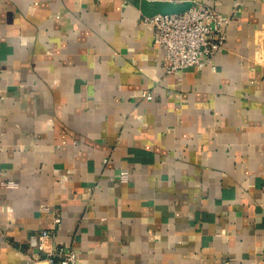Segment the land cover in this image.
<instances>
[{
  "label": "crops",
  "instance_id": "1",
  "mask_svg": "<svg viewBox=\"0 0 264 264\" xmlns=\"http://www.w3.org/2000/svg\"><path fill=\"white\" fill-rule=\"evenodd\" d=\"M156 2L230 20L213 66L166 72ZM42 230L77 264H264V0H0V264Z\"/></svg>",
  "mask_w": 264,
  "mask_h": 264
},
{
  "label": "built area",
  "instance_id": "2",
  "mask_svg": "<svg viewBox=\"0 0 264 264\" xmlns=\"http://www.w3.org/2000/svg\"><path fill=\"white\" fill-rule=\"evenodd\" d=\"M146 20L153 27V43L164 49L167 73L187 67L213 66L215 55L223 49L225 28L230 22L221 12L202 3L191 4L177 13H157ZM144 96L151 97L148 92H144ZM13 184L12 181L5 183L6 186ZM50 235L49 230H42L38 237H31L30 246L37 248L38 252L30 251L25 264H77L78 257L72 248L48 246Z\"/></svg>",
  "mask_w": 264,
  "mask_h": 264
},
{
  "label": "water",
  "instance_id": "3",
  "mask_svg": "<svg viewBox=\"0 0 264 264\" xmlns=\"http://www.w3.org/2000/svg\"><path fill=\"white\" fill-rule=\"evenodd\" d=\"M165 4L161 3V2H156L155 3V7L157 8V10L155 11L156 13H162V14H165V13H177V12H181L183 10H179V9H175V8H172V9H162L160 7H164Z\"/></svg>",
  "mask_w": 264,
  "mask_h": 264
}]
</instances>
